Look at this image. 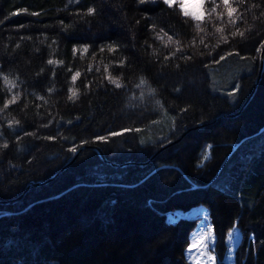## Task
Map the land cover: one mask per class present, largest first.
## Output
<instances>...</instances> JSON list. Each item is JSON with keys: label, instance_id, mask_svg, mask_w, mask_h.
Returning <instances> with one entry per match:
<instances>
[{"label": "trees", "instance_id": "16d2710c", "mask_svg": "<svg viewBox=\"0 0 264 264\" xmlns=\"http://www.w3.org/2000/svg\"><path fill=\"white\" fill-rule=\"evenodd\" d=\"M209 3L201 31L177 4L0 0V64L16 85L0 74V264H190L184 251L196 219L167 215L198 206L218 264L234 228L233 264H264V56L250 97L264 0H241L235 24L222 7L210 16ZM89 7L99 14L83 15ZM121 60L126 68L116 67ZM13 93L18 105L4 110Z\"/></svg>", "mask_w": 264, "mask_h": 264}, {"label": "snow or ice", "instance_id": "6c2138e0", "mask_svg": "<svg viewBox=\"0 0 264 264\" xmlns=\"http://www.w3.org/2000/svg\"><path fill=\"white\" fill-rule=\"evenodd\" d=\"M139 4L140 5H156V4H160L161 7L163 8L164 6L168 7V8H174L175 7V3L178 2L179 3V6H180V9L181 11L183 12V15L185 17H191L192 19H194L195 21H197V27L200 28L201 31H203V28L201 27V22H203L204 20V13L203 11H197V12H190L189 11V4L187 2V0H138ZM241 2V0H237V6H234L233 4V0H219V2H217V0H210V3H209V15L211 16L212 13H216L218 11V9H220L221 7L225 10L226 12V15H227V18L230 22H232L233 24L236 23V21L238 19H240V17H238L236 14L237 12L239 11V3ZM75 3L76 4H80L81 3V0H75ZM203 3H204V0H199V3L197 5V7L199 8H203ZM253 8L256 7L255 4L252 5ZM26 12V10H25ZM20 13L19 12H13L12 15H19ZM26 14H29V15H32V16H39V13L37 12H32V13H26ZM99 14V9L96 8V7H89L87 8L86 12L83 13V15L87 16V17H96L97 15ZM79 15V13L77 14ZM219 19L220 20H223L224 19V13H220L219 14ZM66 29L69 27L68 25H65L64 26ZM155 30V29H154ZM217 31L218 32H223L224 29L222 28H217ZM237 33H233V36L235 37ZM239 36L243 37L244 36V33L243 32H239ZM168 39L171 40L172 37L171 36H168ZM224 39L226 40L227 38L224 37ZM20 45H17V48H19ZM91 47V44H85L82 48V51L83 53L87 54L89 52V48ZM260 49H264V43H261L260 44ZM74 51H81L80 48H75ZM101 52L105 51V48L101 47L100 49ZM107 51L108 52H111L113 54L117 53L119 51V48L114 46L113 44H108L107 45ZM181 52V49L180 48H177L176 49V52H174L172 54V56H165L164 59L165 60H172L176 57V53H180ZM228 56H231V55H236V56H239L240 53L239 52H236V53H233L231 51H229L227 53ZM243 58V57H241ZM187 59H191V57H188ZM226 59V56L224 55H221L219 57V60L222 61ZM219 62V61H217ZM58 63H60L59 61H56V60H53V59H48L47 60V64L49 66H52V65H57ZM127 64H128V61L126 60H121L119 64L116 65V67L118 68H126L127 67ZM180 65H177V68H179ZM6 68L4 67L3 64H0V74H3L2 75V79L3 81L8 85V88L9 89H15L16 85L9 79V76L7 74H4L6 73ZM107 71V69L105 70ZM44 73V70L43 69H40L37 71L36 73V76L37 77H40L42 76ZM55 72L52 73V76L55 77ZM80 76V73L79 72H76L75 75H73L72 77V83L75 84L76 83V80L78 79V77ZM106 79L108 80L109 83L113 84L116 88H122V84L119 82L118 79H114L112 77V75H108L106 77ZM141 84H144L146 83V81H144L143 79L140 81ZM176 91H179V89H175ZM49 91H52V89H49ZM236 92L239 91V88L237 87L235 89ZM235 93L234 92H229V95H234ZM76 93L75 91H73L72 93V96H69V100H72L73 96H75ZM37 99L43 101L44 100V97L43 96H39L37 97ZM18 99H17V95L16 94H12L10 95L4 102L3 104V109L4 110H7L9 108H11L12 106H15V105H18ZM182 111L184 112H188L189 109L188 108H184ZM20 121H15V124L17 126L20 125ZM153 123H156V121H153ZM8 127H12L11 124H8L7 125ZM43 127L47 128V127H50L49 124L45 123L43 125ZM124 131H133V129H125ZM124 131L122 132H112L110 133L111 136L115 137V136H121L124 134ZM135 131L139 132V131H142L141 129H135ZM2 134V133H0ZM24 135L25 136H35L36 134L35 133H32V132H28L27 130H24ZM45 140H54L55 137L53 136H44L43 137ZM96 141L97 142H107L106 140V137L104 136H97L96 137ZM84 143H88V141H84ZM9 145L7 143H4L2 145V148L3 149H8ZM77 147H71L69 148V151L73 154H75L77 152ZM229 236H231V233H229ZM204 245V240L201 239L198 244H193L192 247H190L188 250L189 251H192L193 248H196L198 246H203ZM215 257H213L211 254L208 255V261H214ZM197 264H200L199 261H197Z\"/></svg>", "mask_w": 264, "mask_h": 264}, {"label": "rangeland", "instance_id": "374dc122", "mask_svg": "<svg viewBox=\"0 0 264 264\" xmlns=\"http://www.w3.org/2000/svg\"><path fill=\"white\" fill-rule=\"evenodd\" d=\"M205 1L206 0H204V2ZM187 2L189 4L190 12L203 11V8L201 9L197 7L199 0H187ZM175 4L179 6L178 2ZM179 216L196 219V225L189 235L188 246L184 251L186 261L190 264H197V261H199L200 264H218L221 260L215 249V236L208 218L207 210L202 206H198L183 214H169L167 215V219L171 222H175L176 218ZM230 233L231 236L228 234L226 238V254L223 258L226 264H233V253L240 241L239 233L236 228L231 230ZM201 239L204 240L203 246L193 248L192 251L188 250L193 244H198ZM209 254L215 257L214 261H208Z\"/></svg>", "mask_w": 264, "mask_h": 264}, {"label": "water", "instance_id": "95a60500", "mask_svg": "<svg viewBox=\"0 0 264 264\" xmlns=\"http://www.w3.org/2000/svg\"><path fill=\"white\" fill-rule=\"evenodd\" d=\"M263 56H264V49H262V52H261L260 57H259V63H260L259 77H258V79L256 80L255 87H254V89H253V91H252L250 97L255 93L256 85L258 84V82H259V80H260V76H261L262 69H263ZM172 144H173V143H172ZM89 148H91L92 150L96 151L97 154H98L102 159H104L102 152H101L97 147H89ZM164 148H166V147H164ZM78 152H79V151H78ZM76 156H77V154L75 155L74 159L76 158ZM74 159H73V160H74ZM73 160L70 162V164L73 162ZM36 185H38V184H36Z\"/></svg>", "mask_w": 264, "mask_h": 264}]
</instances>
